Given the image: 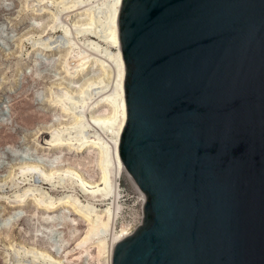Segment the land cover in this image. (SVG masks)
Here are the masks:
<instances>
[{
	"label": "water",
	"instance_id": "95a60500",
	"mask_svg": "<svg viewBox=\"0 0 264 264\" xmlns=\"http://www.w3.org/2000/svg\"><path fill=\"white\" fill-rule=\"evenodd\" d=\"M117 27L145 199L111 264H264V0H121Z\"/></svg>",
	"mask_w": 264,
	"mask_h": 264
},
{
	"label": "bare ground",
	"instance_id": "6f19581e",
	"mask_svg": "<svg viewBox=\"0 0 264 264\" xmlns=\"http://www.w3.org/2000/svg\"><path fill=\"white\" fill-rule=\"evenodd\" d=\"M120 2L23 0L25 7H30L33 13H50L47 21L43 22L42 18L35 21V32L24 38L31 40L32 51L59 48L58 62L64 73L58 78L60 81H52L48 86L49 97L46 99L58 107L61 119L49 126L31 128L34 140L40 138L44 148L52 153L56 150L84 153L86 167L95 168L97 176L85 175L78 167L80 162H71L67 153L56 155L52 160L22 158L11 163L8 173L0 178V189L9 187L7 191H0V204L6 201L10 205L9 222L3 220L0 229L7 230L16 224L21 217L20 208L30 200L36 208L43 209L47 221L56 209H70L77 216L69 217L71 232L77 230L78 218L83 221L84 230L75 237L65 258L56 257L48 250L10 242L7 246L13 254H8L5 262L65 264L69 256L80 260L85 255L95 258L97 264H111L113 245L132 232L133 227L128 223L116 225L122 206L119 179L123 174L133 182L139 202L143 204L145 199L118 155L119 136L126 119L124 63L117 27ZM47 29L60 31V34L55 37L51 33L45 35ZM24 38H18L21 48ZM43 102L46 101L41 99V104ZM6 106L4 115L14 123L17 121L14 103L9 100ZM40 122L46 123L45 120ZM7 126L8 122H5L0 129V143L12 145L17 137L6 131ZM69 188L75 193L66 191ZM48 189L61 193L53 195ZM62 218L67 215L63 213ZM140 219L141 216L138 223ZM64 241L67 239L63 238L61 244ZM92 246L95 248L93 253L89 251ZM72 251L75 252L70 253ZM19 255H28L29 260L17 259Z\"/></svg>",
	"mask_w": 264,
	"mask_h": 264
},
{
	"label": "rangeland",
	"instance_id": "374dc122",
	"mask_svg": "<svg viewBox=\"0 0 264 264\" xmlns=\"http://www.w3.org/2000/svg\"><path fill=\"white\" fill-rule=\"evenodd\" d=\"M49 14L48 11L39 15L33 13L30 7H25L23 0H0V129L5 122H8L6 131L17 137L12 145L0 143V178L8 173L11 163L22 158L52 160L56 155H64V153H67L71 162H80L78 167L85 175L97 176L95 168L86 167L84 153L73 154L67 150L62 152L56 150L52 153L44 148L46 146L40 142V138L39 141L34 140V132H31L37 125L49 126L61 119V111L58 107L46 100L49 97L48 86L52 81H60L61 79L58 78L64 75L58 62L59 48H53L50 51L37 48L32 51L31 40L24 38L35 32V21L42 18L45 22L49 19ZM47 33L55 37L60 34V31L52 32L47 29L44 34ZM21 36L24 38L22 48L18 40ZM36 57L38 60L34 61ZM41 99L46 102L41 104ZM9 100L14 103L17 112V121L14 123L7 120V115H4L7 110L6 103ZM43 112L45 116L42 115ZM41 120H45L46 123H41ZM41 141L44 142V140ZM119 183L122 206L116 225L119 226L124 222L134 227L142 215V204L138 200V193L133 182L126 174L120 177ZM44 186L47 187V185ZM7 190H9L8 186L0 189V191ZM48 191L53 195L61 193L52 189ZM66 191L75 193L72 188ZM23 205L20 208L21 217L17 223L7 230L0 229V264H12L5 262L8 254H13L12 249L7 246L10 242L48 250L56 257L65 258V252L72 248L75 237L84 230L83 221L78 218L77 230L71 232L69 217L77 218V216L70 209H56L50 213L51 217L47 221L43 216V209L36 208L32 201L28 200ZM9 209L10 205L6 201L1 202L0 226L3 220L9 222ZM63 213L67 215V218H62ZM63 238L67 241L61 244ZM94 250V246L89 249L91 253ZM71 257L73 255L69 256L65 264H97L95 258L85 255L80 260ZM16 258L24 262L29 260L28 255H19ZM38 264L52 263L40 261Z\"/></svg>",
	"mask_w": 264,
	"mask_h": 264
},
{
	"label": "built area",
	"instance_id": "2783aa9c",
	"mask_svg": "<svg viewBox=\"0 0 264 264\" xmlns=\"http://www.w3.org/2000/svg\"><path fill=\"white\" fill-rule=\"evenodd\" d=\"M135 226H136V225H135ZM135 226H134V227H135ZM134 227L132 228V230L134 229Z\"/></svg>",
	"mask_w": 264,
	"mask_h": 264
}]
</instances>
